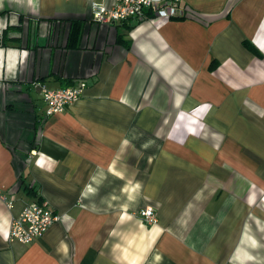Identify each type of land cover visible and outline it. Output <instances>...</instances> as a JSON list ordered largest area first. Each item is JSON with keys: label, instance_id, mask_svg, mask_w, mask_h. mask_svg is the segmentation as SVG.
I'll return each mask as SVG.
<instances>
[{"label": "crops", "instance_id": "crops-1", "mask_svg": "<svg viewBox=\"0 0 264 264\" xmlns=\"http://www.w3.org/2000/svg\"><path fill=\"white\" fill-rule=\"evenodd\" d=\"M93 1L0 0V264H264V0ZM78 82L45 116L39 85ZM34 200L57 219L8 240Z\"/></svg>", "mask_w": 264, "mask_h": 264}, {"label": "built area", "instance_id": "built-area-1", "mask_svg": "<svg viewBox=\"0 0 264 264\" xmlns=\"http://www.w3.org/2000/svg\"><path fill=\"white\" fill-rule=\"evenodd\" d=\"M182 0H110L109 2L93 1L91 4L92 20L96 23L114 24L117 21H140L153 16L169 18L184 15L180 7ZM40 92L45 104L44 115L61 112L65 107L81 96L83 86L77 84L48 88L40 84ZM0 197L5 198L0 189ZM10 201L8 204L10 205ZM139 216L147 223L156 220L154 207L146 205L138 210ZM54 213L43 201L34 200L26 203L19 214L12 217L7 232L8 240L27 243L41 236L49 225L57 219ZM226 264H232L228 262Z\"/></svg>", "mask_w": 264, "mask_h": 264}, {"label": "trees", "instance_id": "trees-1", "mask_svg": "<svg viewBox=\"0 0 264 264\" xmlns=\"http://www.w3.org/2000/svg\"><path fill=\"white\" fill-rule=\"evenodd\" d=\"M149 16H153V14L152 13H150L149 14ZM125 22H126V20H124ZM73 24V23H72ZM71 24V26H70V30H69V34H68V41H67V44H68V42L71 40V38L73 37L74 39L76 38V36H77V34H78V32H79V30H80V25H72ZM4 36H5V34L3 33L2 34V38H4ZM126 45H127V43H125ZM65 85H71V84H65ZM32 190H33V188H32ZM33 192H34V190H33Z\"/></svg>", "mask_w": 264, "mask_h": 264}]
</instances>
